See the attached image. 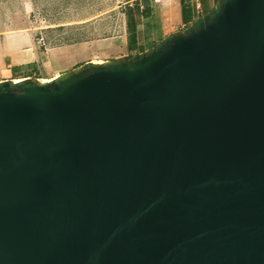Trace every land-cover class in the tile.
Wrapping results in <instances>:
<instances>
[{
	"label": "water",
	"instance_id": "water-1",
	"mask_svg": "<svg viewBox=\"0 0 264 264\" xmlns=\"http://www.w3.org/2000/svg\"><path fill=\"white\" fill-rule=\"evenodd\" d=\"M147 51L0 86V264H264V0Z\"/></svg>",
	"mask_w": 264,
	"mask_h": 264
},
{
	"label": "rangeland",
	"instance_id": "rangeland-1",
	"mask_svg": "<svg viewBox=\"0 0 264 264\" xmlns=\"http://www.w3.org/2000/svg\"><path fill=\"white\" fill-rule=\"evenodd\" d=\"M152 1V32L166 31L163 40L187 35L199 23L178 24L175 0ZM125 5L124 0H0V86L28 76H56V83L85 69L142 59L148 51L129 50Z\"/></svg>",
	"mask_w": 264,
	"mask_h": 264
},
{
	"label": "trees",
	"instance_id": "trees-1",
	"mask_svg": "<svg viewBox=\"0 0 264 264\" xmlns=\"http://www.w3.org/2000/svg\"><path fill=\"white\" fill-rule=\"evenodd\" d=\"M126 2L127 36L129 50L138 53L145 52L153 46L149 40V18L151 17L150 0H124ZM182 3V0H181ZM191 16L183 11V19L190 20ZM148 20V21H147ZM140 25L144 27L141 28Z\"/></svg>",
	"mask_w": 264,
	"mask_h": 264
},
{
	"label": "crops",
	"instance_id": "crops-1",
	"mask_svg": "<svg viewBox=\"0 0 264 264\" xmlns=\"http://www.w3.org/2000/svg\"><path fill=\"white\" fill-rule=\"evenodd\" d=\"M176 1V13H175V20L181 26H186L189 24L198 21L201 17L207 16L210 14L217 6L218 0H175ZM154 1L151 0V17L149 20V40H151L155 45L162 41L165 37L166 31H162L160 28L157 27L155 32H152V28L154 26V21L152 20V16L154 13ZM183 11H186L190 14L191 18L188 21L183 19ZM147 20V21H148ZM156 26V25H155ZM143 28V25H140Z\"/></svg>",
	"mask_w": 264,
	"mask_h": 264
},
{
	"label": "bare ground",
	"instance_id": "bare-ground-1",
	"mask_svg": "<svg viewBox=\"0 0 264 264\" xmlns=\"http://www.w3.org/2000/svg\"><path fill=\"white\" fill-rule=\"evenodd\" d=\"M55 77H52V78H31L28 76L26 78H14L12 82L14 84H18V83L23 82V81H34V82H36V85H48L55 79Z\"/></svg>",
	"mask_w": 264,
	"mask_h": 264
}]
</instances>
